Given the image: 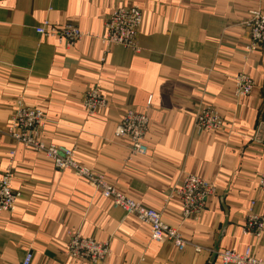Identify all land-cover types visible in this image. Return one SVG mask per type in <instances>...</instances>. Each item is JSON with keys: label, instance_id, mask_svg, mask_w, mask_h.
<instances>
[{"label": "crops", "instance_id": "obj_1", "mask_svg": "<svg viewBox=\"0 0 264 264\" xmlns=\"http://www.w3.org/2000/svg\"><path fill=\"white\" fill-rule=\"evenodd\" d=\"M122 6L143 11L136 49L95 38ZM252 11L264 15V0H0V129L19 101L43 110L44 142L74 149L80 165L204 248L180 252L170 241H153L147 224L86 180L0 134V176L12 164L20 193L15 211L0 214V264H21L29 253L32 264H90L66 255L71 232L110 243L103 264H221L218 252L249 246L264 259V235L243 232L253 201L264 213V47L247 52L243 23ZM45 21L73 23L95 37L67 47L36 33ZM241 73L255 88L237 97ZM93 87L109 108L90 116L83 99ZM205 107L219 113L224 129L197 127ZM127 109L148 114L146 156L130 158V139L114 136ZM188 174L216 188L198 221L183 219L180 198L169 197Z\"/></svg>", "mask_w": 264, "mask_h": 264}, {"label": "built area", "instance_id": "obj_2", "mask_svg": "<svg viewBox=\"0 0 264 264\" xmlns=\"http://www.w3.org/2000/svg\"><path fill=\"white\" fill-rule=\"evenodd\" d=\"M143 19V11L139 6H122L117 7L107 17L105 32L97 37L90 33H84L73 23L53 25L49 21L38 26L36 33L55 39L67 47H73L84 37L92 36L102 41L108 48L121 45L136 49ZM243 24L250 32L251 37L247 52L253 53L264 47V15L262 12L252 11L250 17ZM235 81L237 97L250 95L255 88L253 80L246 74L237 75ZM148 104L150 105V101ZM83 106L90 116H95L108 110L109 101L98 87H93L85 93ZM195 122L197 127L203 131H219L225 127V121L212 107L200 110L196 115ZM46 123V113L43 110L29 107L23 101H19L6 127L0 129V134L10 138L18 145L42 154L56 169L69 171L86 180L100 196L109 200L115 208L121 209L127 215L135 216L147 224L151 229L153 241L158 243L170 241L180 252L188 247L195 248L196 252L204 250V248L186 240L178 229L166 224L161 212L131 200L115 185L107 181L102 174L80 165L75 159L74 149L44 142L41 135L46 128ZM148 132V114L135 109H127L116 125L114 136L130 139V158H132L148 155L149 149L145 143ZM259 142L264 147V140ZM10 155L13 160L16 152L11 151ZM13 179L14 167L11 164L0 176V214L13 213L16 209L20 193L13 189ZM259 188L264 194V173L259 176ZM214 195H216V188L212 183L188 174L181 184L171 190L169 197L170 199L175 196L180 198L183 219L198 221L206 210L208 200ZM256 206L257 203L253 201L246 215V226L243 232L244 235L261 239L264 235V213L257 212ZM111 253L110 243L84 238L77 232L69 234L66 255L70 258L84 263L103 264L111 256ZM217 257L221 264H264V259L257 258L250 246L244 253L225 250L218 252ZM32 261L33 255L29 253L21 264H32Z\"/></svg>", "mask_w": 264, "mask_h": 264}]
</instances>
